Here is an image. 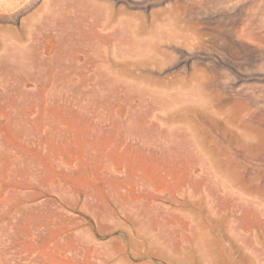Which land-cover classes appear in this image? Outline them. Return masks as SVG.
Instances as JSON below:
<instances>
[{
  "label": "rangeland",
  "instance_id": "1",
  "mask_svg": "<svg viewBox=\"0 0 264 264\" xmlns=\"http://www.w3.org/2000/svg\"><path fill=\"white\" fill-rule=\"evenodd\" d=\"M0 264H264V0H0Z\"/></svg>",
  "mask_w": 264,
  "mask_h": 264
},
{
  "label": "bare ground",
  "instance_id": "2",
  "mask_svg": "<svg viewBox=\"0 0 264 264\" xmlns=\"http://www.w3.org/2000/svg\"><path fill=\"white\" fill-rule=\"evenodd\" d=\"M9 69V68H8ZM4 70V69H3ZM4 73V72H3ZM9 73V72H8ZM10 74V73H9ZM7 76H8V74H7ZM2 77H4V76H2ZM6 78V77H5ZM4 78V79H5ZM35 78V77H34ZM3 80V79H2ZM35 82V81H34ZM6 83V82H5ZM3 86H5L6 87V85L5 84H2ZM4 90H5V88H3ZM7 90V89H6Z\"/></svg>",
  "mask_w": 264,
  "mask_h": 264
}]
</instances>
